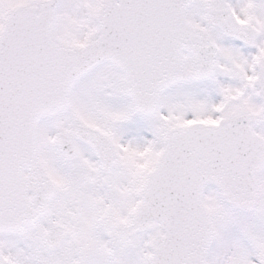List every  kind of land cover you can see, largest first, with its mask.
Instances as JSON below:
<instances>
[{
    "label": "snow or ice",
    "instance_id": "1",
    "mask_svg": "<svg viewBox=\"0 0 264 264\" xmlns=\"http://www.w3.org/2000/svg\"><path fill=\"white\" fill-rule=\"evenodd\" d=\"M0 264H264V0H0Z\"/></svg>",
    "mask_w": 264,
    "mask_h": 264
}]
</instances>
